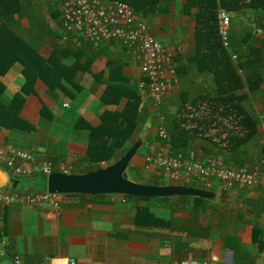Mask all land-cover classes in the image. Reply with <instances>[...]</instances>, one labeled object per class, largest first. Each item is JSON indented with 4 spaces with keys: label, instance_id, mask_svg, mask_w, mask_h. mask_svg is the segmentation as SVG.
<instances>
[{
    "label": "crops",
    "instance_id": "crops-1",
    "mask_svg": "<svg viewBox=\"0 0 264 264\" xmlns=\"http://www.w3.org/2000/svg\"><path fill=\"white\" fill-rule=\"evenodd\" d=\"M22 1L26 2L24 10L13 17L12 30L35 48L46 63L49 61L50 70L35 64L24 75L21 63L13 61L0 74V105L17 114L11 125L0 127L1 141L51 161L55 170L66 167L69 173L86 172L92 166L84 159L88 128H97V140H111V133L119 128V123H125L123 116H128L124 111L128 89L132 88L139 98L136 119L124 146L114 150L110 162L140 139L141 145L129 166L145 173L146 180L156 175V169L143 161L147 145L158 148L161 141L151 125L147 92L138 89L142 80L139 61L114 41L97 49L73 38L59 44V0ZM165 1L166 14L144 20L149 32L171 44L174 54L180 56L177 65L184 63L194 50V22L182 10L184 0ZM178 74L175 71L173 90L162 101L166 99L165 106H160L162 118V110L167 114L174 113L176 108L168 105V98L176 96L179 90L192 91L187 88V80L210 89L209 75L195 67L187 71L185 78ZM259 86L264 90V77ZM14 96L19 98L13 99ZM245 103L251 113L264 114V95L258 94ZM256 129L259 132L257 126ZM257 145L263 146L261 135L234 153L237 161L229 152L216 149L200 137L193 138L188 148L194 147L201 156L220 155L233 166L249 167L254 163L249 168L264 173V154ZM22 178L19 188L9 189L17 192L45 189V178L41 175ZM169 183L203 188L214 192L215 198L196 203L192 197L180 199V196L130 200L120 194H75L65 196L57 212L44 203L0 207V264H12L14 256L21 264L46 258L54 262L72 258L76 264H174L181 258L203 260L210 255L217 256L219 264H230L228 251L231 259L232 251L223 246L222 237L235 236L248 246L253 223L258 226L254 236L260 242L254 264H260L264 259V179L252 190L233 189L219 197L216 179ZM221 197L225 198L223 209L217 207V199ZM233 203L234 212L230 208ZM194 204L197 209L193 212ZM136 208L144 211L135 218ZM150 215L170 219L173 228L153 225ZM252 248L254 252L255 247Z\"/></svg>",
    "mask_w": 264,
    "mask_h": 264
},
{
    "label": "trees",
    "instance_id": "trees-1",
    "mask_svg": "<svg viewBox=\"0 0 264 264\" xmlns=\"http://www.w3.org/2000/svg\"><path fill=\"white\" fill-rule=\"evenodd\" d=\"M97 1L126 3L134 16L142 19L164 15L168 11L165 0ZM25 3L22 0H0V74L4 73L13 61L21 63L24 75L35 64H39L44 70H50L49 61L46 63L35 48L12 30L13 17L24 10ZM218 8L237 15L244 10H253L251 25L240 26L238 22L235 23L232 18L230 19L227 47L223 46L218 33ZM182 10L187 12L194 22V50L186 56L184 63L178 62L175 65V71H178L180 77L185 78L187 71L195 67L199 72L209 75L210 89L207 91L191 80H187V88L192 89V93L179 90L173 98H171L173 94L169 96L167 103L175 106V111L166 114L162 110V115L171 150L185 151L189 149L188 146L193 138L200 137L216 149L229 152L231 158L237 161V155L235 156L234 153L257 140L258 136L260 137L256 129V115L247 109L245 102L258 94L264 95V90L259 86L264 77V0H184ZM230 52L235 55V59L230 58ZM179 59L180 56L174 54V63ZM243 87L246 91H241ZM128 92L124 111V115L128 116H123L125 123H119V128L111 133V140H97L99 134L96 132L97 128H88L89 139L84 158L86 162L92 163L88 170L108 165L111 163L114 150L124 146L128 133L134 125L139 104L135 90L131 88ZM18 98L14 96L13 99ZM0 111V127L11 125L17 114L10 107L2 105H0ZM263 147L259 146L258 149L264 154ZM127 170L137 177L136 167L128 166L125 173ZM125 177L135 182L160 184L155 178L142 181L131 179L127 175ZM122 197L130 200L148 198L127 195ZM168 198L170 197L158 199ZM179 198L188 197L180 196ZM192 200L196 203L206 202L198 197H192ZM196 209L194 204L193 212ZM141 211L144 210L136 208L135 218ZM150 216L153 225L167 227L170 230L173 228L170 219L162 220ZM257 227V224H252L248 246H244L235 236L225 234L222 237L223 246L232 251L230 264H254L258 246H260L259 240L254 236ZM252 247H255L254 252H251Z\"/></svg>",
    "mask_w": 264,
    "mask_h": 264
},
{
    "label": "built area",
    "instance_id": "built-area-1",
    "mask_svg": "<svg viewBox=\"0 0 264 264\" xmlns=\"http://www.w3.org/2000/svg\"><path fill=\"white\" fill-rule=\"evenodd\" d=\"M60 34L58 43L77 39L96 49L100 45L117 42L139 61V72L142 77L138 89H144L150 100V107L157 108L173 90L175 76L174 49L171 44L155 38L144 19L135 17L126 3L103 2L97 0H59ZM230 17L222 8L217 10V27L223 46H228ZM230 54L231 59L235 55ZM257 127L264 146V114L256 115ZM162 116L158 115L156 136L161 143L158 148L147 145L143 156L146 165L156 169L157 176L165 180L179 182L183 179L203 181L216 179L219 189L227 192L233 189L252 190L264 179V173L258 168L233 166L217 154L201 156L193 148L174 152L171 150L168 134L163 126ZM0 164L14 178L29 177L34 174L44 178L52 171L69 173L66 167L55 170L51 161L38 158L33 153L2 142L0 138ZM205 184V183H204ZM206 185V184H205ZM64 194L49 193L45 189L39 192H17L9 188H0V207L14 203H44L57 212L60 209ZM12 264H21L14 256ZM33 264H76L72 258L63 262L43 259ZM174 264H219L215 255L197 260L190 257L179 259ZM260 264H264V259Z\"/></svg>",
    "mask_w": 264,
    "mask_h": 264
},
{
    "label": "water",
    "instance_id": "water-1",
    "mask_svg": "<svg viewBox=\"0 0 264 264\" xmlns=\"http://www.w3.org/2000/svg\"><path fill=\"white\" fill-rule=\"evenodd\" d=\"M141 145V140L132 142L125 151L106 166L82 173H62L52 171L45 177V190L58 192L64 196L75 194H120L137 197H198L206 200L215 198V193L203 188L185 184H147L132 181L124 176L132 157ZM17 180L0 167V185L15 188ZM231 252L228 251V263Z\"/></svg>",
    "mask_w": 264,
    "mask_h": 264
},
{
    "label": "rangeland",
    "instance_id": "rangeland-1",
    "mask_svg": "<svg viewBox=\"0 0 264 264\" xmlns=\"http://www.w3.org/2000/svg\"><path fill=\"white\" fill-rule=\"evenodd\" d=\"M244 11H246V13H244V14H242V13H239L238 15L237 14H234V13H228L229 14V17H230V19L232 18L233 19V22H235V23H237L238 22V24L240 25V26H246V25H251L252 24V22H251V17H252V15H253V10H244ZM99 48V47H98ZM97 49V48H96ZM189 93H192V91L191 92H189ZM167 99V98H166ZM166 99L164 100V102H162V105H159L157 108H151L150 107V110H151V116H152V121H151V125H152V128H153V126L155 127V129H156V126H157V124H158V120H157V117H158V115L160 114V112H161V107L163 106V104H164V106H165V102H166ZM253 104H254V102H252ZM161 106V107H160ZM251 108V107H250ZM258 124V123H257ZM257 126V125H256ZM193 149H194V147H193ZM0 167H1V165H0ZM124 174L125 175H127V177H129V178H131V179H141L142 181H145L146 180V178H148L147 176H145L144 174L145 173H142V172H138L137 173V177H135V175H133V174H131L130 173V171L129 170H127V172L125 173V171H124ZM124 175V176H125ZM149 175H151V172H150V174ZM148 175V176H149ZM150 178L152 177V175L151 176H149ZM152 178H155L156 179V181L157 182H159L160 184H174V183H169L170 181L169 180H165L163 177H161V175H159V176H157V174L155 175L154 174V176L152 177ZM17 180V185H16V187H20L21 186V184H22V182L24 181V179L22 178V177H20V178H18V179H16ZM45 180V179H44ZM194 182H196V181H194ZM45 186V185H44ZM15 187V188H16ZM226 193H229L228 191L226 192ZM219 195H222V196H224L225 194L221 191V192H218V197H219ZM219 199H222V197L221 198H218L217 200H218V205H217V207L218 208H222L223 209V207H224V205H222L223 203V201H225V198H223L221 201H219ZM219 202H220V205H219ZM234 205H235V203H233L232 205H230V208H231V210L234 212V209L232 208V207H234ZM221 210V209H220Z\"/></svg>",
    "mask_w": 264,
    "mask_h": 264
}]
</instances>
